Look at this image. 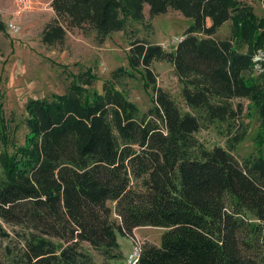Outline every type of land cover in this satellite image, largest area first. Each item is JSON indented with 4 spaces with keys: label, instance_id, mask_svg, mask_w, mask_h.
<instances>
[{
    "label": "trees",
    "instance_id": "obj_1",
    "mask_svg": "<svg viewBox=\"0 0 264 264\" xmlns=\"http://www.w3.org/2000/svg\"><path fill=\"white\" fill-rule=\"evenodd\" d=\"M144 5L149 16L173 9L193 21L171 51L130 43L128 64L152 89L145 112L117 88L114 79L127 73L119 68L100 92L86 70L62 94L29 98L21 145L10 143L0 115V264H94L90 249L120 259L118 235L133 237L140 226L164 231L159 244L140 243L136 264H264V58L254 59L264 53V18L252 5L51 0L54 17L41 40L62 43L66 28H80L102 43L128 21H142ZM228 20V38L209 37ZM153 61L172 64L185 112L156 86ZM236 98L260 120V153L242 162L231 153L242 134L227 148H208L195 136L204 125L238 118ZM3 223L22 228L13 230V247L1 243L10 238Z\"/></svg>",
    "mask_w": 264,
    "mask_h": 264
},
{
    "label": "rangeland",
    "instance_id": "obj_2",
    "mask_svg": "<svg viewBox=\"0 0 264 264\" xmlns=\"http://www.w3.org/2000/svg\"><path fill=\"white\" fill-rule=\"evenodd\" d=\"M252 5L254 12L264 18V5L261 0H246ZM51 0H30L27 9L19 8L14 0H0V18L5 24L0 31V107L1 116L12 130L9 134L10 143L21 145L27 132L25 126V103L29 98H51L53 94L64 93L75 75L85 74L89 70L95 77L92 88L102 90L103 82L111 79L114 70L122 68L126 72L114 79L117 88L145 112L152 105L151 85H144V78L137 69L128 64L130 43L133 40H144L162 46L171 51L176 46L175 38L184 36V31L192 24V19L183 16L179 11L169 9L166 13L149 16L148 6L144 5L142 21H128L123 30L108 35L102 43L95 39V31L70 28L65 31L62 43L45 44L41 40L44 26L54 17L50 6ZM9 21L20 25L17 34L7 29ZM209 23V21H207ZM199 37H206L197 34ZM230 36V21L223 23L209 37L225 39ZM208 37V36H207ZM264 53L259 52L254 59L261 60ZM155 84L169 92L182 112L184 106L180 96L181 83L175 75L173 66L168 61H153L151 64ZM120 72H123V71ZM130 73V74H128ZM233 105L240 103L242 112L233 120L215 121L204 125L195 136L206 147L220 146L227 148L234 136L242 134L239 142L231 150L233 157L242 162L244 158L258 153V137L260 120L251 104L244 98L232 100ZM1 145V144H0ZM2 146H0V151ZM12 150L11 145L7 148ZM264 153V143L260 149ZM1 173V167H0ZM112 205V202H108ZM115 216V215H114ZM3 228L10 233V238L2 239V245L15 246L16 237L13 230L22 231L3 223ZM164 228L140 226L133 229V237L118 235L121 241L120 259H105L93 250L94 264H117L130 251L134 243L159 244ZM84 246L88 248L87 244Z\"/></svg>",
    "mask_w": 264,
    "mask_h": 264
},
{
    "label": "built area",
    "instance_id": "obj_3",
    "mask_svg": "<svg viewBox=\"0 0 264 264\" xmlns=\"http://www.w3.org/2000/svg\"><path fill=\"white\" fill-rule=\"evenodd\" d=\"M19 8L27 9L30 5V0H14ZM7 29L11 34H17L20 32L21 27L19 24L13 21H9L7 23ZM184 36H180L179 38H175L172 40L175 41V44L179 43ZM140 243H134L130 249V251L125 255V257L117 264H136L140 255Z\"/></svg>",
    "mask_w": 264,
    "mask_h": 264
},
{
    "label": "crops",
    "instance_id": "obj_4",
    "mask_svg": "<svg viewBox=\"0 0 264 264\" xmlns=\"http://www.w3.org/2000/svg\"><path fill=\"white\" fill-rule=\"evenodd\" d=\"M117 240H118V243L120 245V249H122V247H121V241L118 238H117Z\"/></svg>",
    "mask_w": 264,
    "mask_h": 264
}]
</instances>
